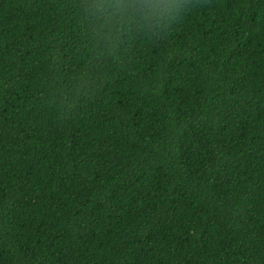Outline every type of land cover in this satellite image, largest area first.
Wrapping results in <instances>:
<instances>
[{"label":"trees","instance_id":"1","mask_svg":"<svg viewBox=\"0 0 264 264\" xmlns=\"http://www.w3.org/2000/svg\"><path fill=\"white\" fill-rule=\"evenodd\" d=\"M82 3L0 0V264H264V0L114 56Z\"/></svg>","mask_w":264,"mask_h":264},{"label":"clouds","instance_id":"2","mask_svg":"<svg viewBox=\"0 0 264 264\" xmlns=\"http://www.w3.org/2000/svg\"><path fill=\"white\" fill-rule=\"evenodd\" d=\"M184 0H83L86 36L97 55H115L124 35L151 40L182 14Z\"/></svg>","mask_w":264,"mask_h":264}]
</instances>
